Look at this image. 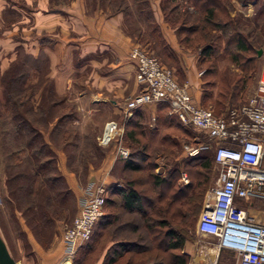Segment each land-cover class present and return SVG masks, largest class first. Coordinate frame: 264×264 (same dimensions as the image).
Listing matches in <instances>:
<instances>
[{"label": "trees", "instance_id": "trees-1", "mask_svg": "<svg viewBox=\"0 0 264 264\" xmlns=\"http://www.w3.org/2000/svg\"><path fill=\"white\" fill-rule=\"evenodd\" d=\"M8 1L1 12L6 25L19 15L11 6L14 0ZM84 6L88 12L99 8L107 13H121L122 29L134 42L151 41L149 46L155 51L160 45L164 47L161 56L173 61L148 0H84ZM158 6L163 21L173 29L177 42L184 48H198L199 54L206 57L222 45L240 69H246L257 57L258 21L249 26L238 15H229L230 0H159ZM37 42L34 53L15 45L14 56L0 70V147L8 197H4L5 202L11 201L9 206L19 210L34 239L46 247L53 220L61 218L67 225L75 212L74 195L56 166L55 150L63 151L67 169L76 180L84 182L88 165L97 166L105 152H112L113 142L100 145L92 132H80L76 126L66 124L76 118L75 104L55 91L42 49L53 47L55 41L41 35ZM207 69L203 75L217 80L221 97L231 96L239 88L238 73L225 67L218 71L215 67ZM32 73L33 79L29 80ZM74 83L72 77L71 84ZM204 97L202 91L200 98ZM150 106L155 122L168 127L171 120L181 124L167 113L166 102ZM141 107L133 108L122 122V140L128 154L121 159V182L114 180L107 184L102 214L88 238L75 248L70 264H83L91 245L99 240L104 245L99 264H186L188 255L182 245L189 238L186 230L192 226L209 177L212 148L201 149L186 159L193 167L190 168L193 173L189 174L191 181L193 176L199 177L198 183L202 184L200 192H189L191 184L181 191L174 186V172L161 177L151 172L150 164H143L150 155L144 150L145 143L138 139L143 128ZM163 138H167L169 147L173 145L168 136ZM162 150L171 153L167 146ZM21 165L23 168H18ZM144 169L146 173L138 176Z\"/></svg>", "mask_w": 264, "mask_h": 264}, {"label": "built area", "instance_id": "built-area-1", "mask_svg": "<svg viewBox=\"0 0 264 264\" xmlns=\"http://www.w3.org/2000/svg\"><path fill=\"white\" fill-rule=\"evenodd\" d=\"M259 55L260 74L247 100L214 113L211 107L194 99L187 81H178L171 68L144 46L133 42L127 56L133 65L137 90L115 104L125 118L135 107L164 101L168 114L204 138L181 142L184 156L212 148L215 177L202 199L194 232L214 238L216 249L234 252L236 264H264V223L248 214L244 206L257 200L264 209V165L261 164L264 158V45ZM122 132L121 121L106 119L97 135L100 145L113 142L112 154L119 159L128 154ZM180 180L187 182L184 173ZM106 186L107 183L97 178L87 179L80 185L75 212L60 233L62 255L55 264H60L64 257L70 264L75 248L90 235L94 222L102 214Z\"/></svg>", "mask_w": 264, "mask_h": 264}, {"label": "rangeland", "instance_id": "rangeland-1", "mask_svg": "<svg viewBox=\"0 0 264 264\" xmlns=\"http://www.w3.org/2000/svg\"><path fill=\"white\" fill-rule=\"evenodd\" d=\"M149 1L153 6H155V3L157 2V0ZM188 9H191L190 5L188 6ZM228 14L238 15L241 20L243 19L245 24H249V26H252L254 24V20H257V33L259 37V41L257 44L259 45V48L264 45V0H233V2L232 0H230V8L228 9ZM141 22L142 21H140L139 23L142 24ZM135 42L144 46V48L152 51V53L156 55L162 63H164L166 66H168L174 71L169 62L167 63L165 61H162V56L160 52L162 51V46L159 45V48L155 51L152 47L149 46L151 41H149V43L147 44L146 42L137 39ZM185 49L188 50L189 53H192V55L194 56L193 63L191 64L192 66H190L194 69L191 75L193 79L189 78L191 83L189 81L187 83L192 93L194 92V90L198 92V96L196 99H198L200 104L204 106H209L216 111H222L226 107L232 105L238 106L247 100V98L252 93L256 83V79L260 74V55L256 54L257 57L252 60V62L246 67V69H240L237 63L233 62L229 55L224 52V50L222 49V45H220L217 51L211 53L210 55H207L206 57H203L199 54L198 48H195L194 50H191L189 48ZM187 60L191 62L189 58H187ZM71 62H73L71 63V65L76 66L77 63L81 62V58H78V56L73 52L71 54ZM183 62L184 61L182 60L181 63ZM214 67L216 68V71L225 67L240 75L241 80L239 81V88L235 91L233 95H227L225 98L224 96L221 97L222 95H219L220 87L217 83V80L212 81L213 79L210 78L209 74L203 75L205 71L208 70L207 68L213 69ZM76 68H79V70L73 69L70 73V76L73 77L75 83L71 84L68 88H65L64 90L62 89L60 92L57 93L64 95L67 101L71 100L75 104L76 118L73 120L66 121V124H72L73 126H76V128L80 132H92L94 135L93 137L97 142V135L100 132L104 120L114 119L117 121L120 120L121 122H124L130 116L132 110L130 111V114L127 115V117L122 118L121 113H118L116 109L115 102L110 104L108 100H105L104 103H91L88 100L89 96L87 95V93L78 94V92L83 90L82 84L84 81L81 80V78L84 77L85 69L87 67L80 69L81 65H78L76 66ZM32 76H34L33 73L29 76V78H31ZM130 78L131 77L129 74L123 77L122 86L125 90L131 81ZM185 79V73L181 69V81H184ZM202 91L205 96L203 99L200 98ZM123 96H121L120 99L117 100V102H122ZM140 110L143 128L141 131L142 133L138 136V139L140 140V142L145 143L144 150L147 152L146 154L150 155L148 159L143 161V164H150L151 172L161 177L167 176L169 172H174L172 174L174 186L180 188L181 191L187 189L189 184H191L188 188L189 192L192 190L194 191V193H196L197 191L200 192L202 184L198 183V176L197 179L195 176H193V179L191 181L189 174L193 173V171L190 170V168L193 167L191 163H186L187 157L182 154L181 142L202 140L204 139L202 135L191 126L186 124H176L174 120H171V126L169 127L162 123L155 122L154 115H152L153 108L148 107V105L142 106ZM163 136H168V139L173 142V145L169 147V145L166 144L168 140H165L167 138H163ZM122 142L123 144H125V140H122ZM166 146L168 147V150H171V153H166L164 150H162V148ZM56 151L61 153L63 165L66 170L69 171L65 166L64 153L60 149L55 150L56 166ZM209 153H211L210 150ZM103 157L101 158L97 166L94 167L88 165L87 170L90 168H97L101 164ZM120 163L121 159L115 158V162L112 165V171L115 180L118 182H121V179L119 178ZM261 164L264 165V158L262 159ZM18 168L23 167L21 165ZM145 170L146 169H144L142 172H139L138 176H142L144 173H146ZM69 172L73 175L71 171ZM182 173H184L187 178V182L185 183H182L180 180V176ZM214 177L215 168L213 163L211 162L209 177L207 183L202 189L201 198L198 204L199 207L194 215L192 226L186 230L187 234L189 235V238L186 239L182 245V250L188 255L186 264H236V255L234 254V252L228 249H216L214 238L206 235H197L193 230V224L195 223L196 216L200 210L202 199L208 187L213 183ZM4 178V163L0 147V237L4 242L9 255L14 259L15 264H18V262H20V264H34L35 255L33 252L32 244L35 243L41 249H48L52 245L53 239L58 236V233H60V231L65 226V221L61 218L54 219L50 236L51 238L49 239L48 245L46 247L40 245L34 239L28 226L24 223L23 217L21 216L19 210L14 208L12 205L9 206L11 202L10 200L8 204L5 202L8 197L6 194ZM74 179L76 180L75 177ZM76 182L78 185H81L83 183L80 180H76ZM163 187L164 185L161 186V188ZM73 195V203L75 205L76 196L78 194H75L73 192ZM244 206L248 209V213L250 215H253V217H257V215L261 211H264L259 201H254L251 205L245 204ZM101 241L102 240H99L98 242H95L91 245L92 248L88 251L89 253L86 254V258L84 259L83 264H99L104 251V245ZM78 246H80V244ZM64 264H69V261L64 262Z\"/></svg>", "mask_w": 264, "mask_h": 264}, {"label": "crops", "instance_id": "crops-1", "mask_svg": "<svg viewBox=\"0 0 264 264\" xmlns=\"http://www.w3.org/2000/svg\"><path fill=\"white\" fill-rule=\"evenodd\" d=\"M158 1L155 6L151 5L150 1L149 4L161 38L173 56V61L167 56H163L162 59L165 62L168 60L178 80L181 81L182 69L185 73V80L191 83L190 79H193L191 75L194 69L190 66H192L194 56L177 42L173 29L163 21ZM8 2V0H0V70L14 56L15 45L19 44L25 51L34 53L38 45V37L44 35L55 41L53 47L44 46L42 49L47 56L49 75L56 92L71 85L70 73L73 69L79 70L76 68L78 65H81L80 69L87 67L82 78L83 90L78 94L87 93L91 103H104L105 100H108L110 104L119 103L117 100L121 96L124 95V98L137 90V84L133 78V65L127 56L128 47L134 41L122 29L121 13H107L99 8L88 12L85 10L84 0L50 2L49 0H14L11 6L19 15L9 25H6L1 12ZM161 48L164 49V47ZM73 52L81 58L78 65L75 63L76 66L71 65ZM181 57L183 63H181ZM127 74L130 75L131 81L125 90L122 82ZM32 78L33 76L29 79L32 80ZM192 94L197 98V91L194 90ZM148 107L152 106L148 105ZM56 154L59 171L72 191L78 194L80 185L64 167L61 153L56 151ZM114 162L115 157L112 152L107 151L97 168L87 170L85 180L97 178L104 183L114 181L112 171ZM253 218L264 223V211ZM60 233L53 239L48 249H41L35 243L32 244L35 255L34 264H55L59 260L62 255Z\"/></svg>", "mask_w": 264, "mask_h": 264}, {"label": "water", "instance_id": "water-1", "mask_svg": "<svg viewBox=\"0 0 264 264\" xmlns=\"http://www.w3.org/2000/svg\"><path fill=\"white\" fill-rule=\"evenodd\" d=\"M256 54H260V48L256 49ZM0 264H15L14 259L9 255L3 240L0 237Z\"/></svg>", "mask_w": 264, "mask_h": 264}, {"label": "bare ground", "instance_id": "bare-ground-1", "mask_svg": "<svg viewBox=\"0 0 264 264\" xmlns=\"http://www.w3.org/2000/svg\"><path fill=\"white\" fill-rule=\"evenodd\" d=\"M262 78H264V69L262 71ZM66 261H68V258L67 257H64V258L61 259L60 264H63Z\"/></svg>", "mask_w": 264, "mask_h": 264}]
</instances>
